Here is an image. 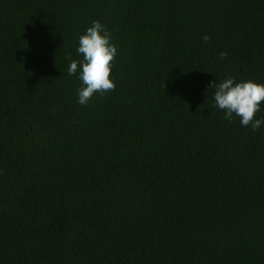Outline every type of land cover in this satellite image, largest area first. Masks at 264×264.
I'll return each mask as SVG.
<instances>
[{
	"label": "trees",
	"instance_id": "trees-1",
	"mask_svg": "<svg viewBox=\"0 0 264 264\" xmlns=\"http://www.w3.org/2000/svg\"><path fill=\"white\" fill-rule=\"evenodd\" d=\"M93 20L116 87L82 106ZM226 75L264 84V0H0V264H264V127L214 107Z\"/></svg>",
	"mask_w": 264,
	"mask_h": 264
},
{
	"label": "clouds",
	"instance_id": "clouds-1",
	"mask_svg": "<svg viewBox=\"0 0 264 264\" xmlns=\"http://www.w3.org/2000/svg\"><path fill=\"white\" fill-rule=\"evenodd\" d=\"M202 39L207 43L210 37L205 34ZM75 51L81 59L67 57V74L75 75L80 81L76 91L77 103L86 106L94 95L115 89L116 83L110 74L119 48L107 27L101 21L93 20L79 35ZM227 55L221 51L219 58L222 60ZM210 89L213 90L214 107L224 113V119L231 121L236 118L240 127L248 128L252 133L264 127V118H256L264 103V84L226 75L211 82Z\"/></svg>",
	"mask_w": 264,
	"mask_h": 264
}]
</instances>
